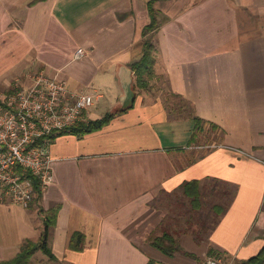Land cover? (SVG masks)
<instances>
[{
  "label": "crops",
  "instance_id": "1",
  "mask_svg": "<svg viewBox=\"0 0 264 264\" xmlns=\"http://www.w3.org/2000/svg\"><path fill=\"white\" fill-rule=\"evenodd\" d=\"M150 1L0 0V94L45 72L100 94L82 122L113 115L51 136L41 204L0 203V262L39 242L48 216L58 262L38 252L46 264H204L210 250L242 264L263 250L264 0H158L161 25L145 35ZM149 39L155 78L135 98L131 65ZM192 182L203 204L217 197L194 230ZM77 233L82 251L70 248ZM164 236L200 261L153 246Z\"/></svg>",
  "mask_w": 264,
  "mask_h": 264
},
{
  "label": "built area",
  "instance_id": "2",
  "mask_svg": "<svg viewBox=\"0 0 264 264\" xmlns=\"http://www.w3.org/2000/svg\"><path fill=\"white\" fill-rule=\"evenodd\" d=\"M85 56L80 49L77 58ZM29 88L18 80L0 94V203L30 208L38 179L45 193L52 184L51 136L73 131L100 94L95 90L72 91L67 80L45 72L28 75ZM204 264H229L209 256Z\"/></svg>",
  "mask_w": 264,
  "mask_h": 264
},
{
  "label": "trees",
  "instance_id": "3",
  "mask_svg": "<svg viewBox=\"0 0 264 264\" xmlns=\"http://www.w3.org/2000/svg\"><path fill=\"white\" fill-rule=\"evenodd\" d=\"M157 1L158 0H151L148 3L151 22L145 28V35L154 33V31H156L161 25L158 12L154 7ZM154 52L155 46L152 43L151 39H149L145 42L144 55L142 59L131 65V69L133 70L135 75L133 84L135 98L142 94L143 91H148L151 87V81L155 78L156 60ZM112 118L113 115H109L97 121L80 122L78 126L73 130V132L84 135L101 130L110 123ZM34 182L36 198L33 204L35 203L37 206H39L43 200L44 192L42 191V187L39 180L36 179L34 180ZM185 194L192 201L194 205L193 209L195 211H200L203 206V193L201 191L200 184L198 182L187 183L185 185ZM218 209L219 211H217ZM225 209V203H221L220 205H216L214 207L217 216L223 214ZM40 211L43 213L45 212L42 207ZM217 222L218 219L215 223ZM53 224V218L51 219V217L48 216L46 219V231L42 236L41 240L39 242H35L32 240L26 241L24 246L22 247V250L16 258L10 261L0 262V264H34V257L38 252H42V254L45 255L51 262H58L57 257L55 256L49 245L50 228H52ZM84 240L85 237L83 234H75L71 238L70 248L75 251H82L84 249ZM152 244L153 246L162 250L165 254L171 257L182 252H184L190 257H195L193 254L185 252L179 242L173 236H164L159 239L154 238ZM209 256L216 257L217 253L215 251L213 252V250H210ZM198 260L200 261V259ZM242 264H264V248L257 256L249 259L248 261L243 262Z\"/></svg>",
  "mask_w": 264,
  "mask_h": 264
},
{
  "label": "rangeland",
  "instance_id": "4",
  "mask_svg": "<svg viewBox=\"0 0 264 264\" xmlns=\"http://www.w3.org/2000/svg\"><path fill=\"white\" fill-rule=\"evenodd\" d=\"M212 201H213V202H212ZM209 202H210V203H209ZM214 203H217V197H216V195H214L213 198H212V197H211V198L208 197V203H206V204H208V205H206V204L204 203V204H205V207H204L205 209L203 208L204 204H203V206H202V208H201L200 211H195V210L193 209V211L191 212V213H192V215H191V219H192V221H193V226H192V229H193V230L195 229V224L202 222L203 219H204L206 216H208L209 214H211V215L214 214V212H210L211 209H212L213 206H214ZM203 209H204V211L201 212ZM209 210H210V211H209ZM195 214H196V215H195ZM42 256H43V255H42L41 253L37 254L36 257H34V261H33L34 264H46L48 258L45 257V256H43V258H45V261H46V263H44L43 261H40V259H41Z\"/></svg>",
  "mask_w": 264,
  "mask_h": 264
}]
</instances>
